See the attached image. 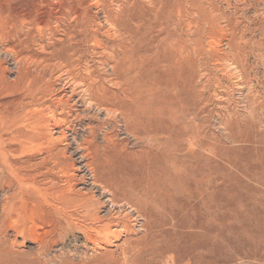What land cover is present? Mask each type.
<instances>
[{
    "label": "rangeland",
    "instance_id": "374dc122",
    "mask_svg": "<svg viewBox=\"0 0 264 264\" xmlns=\"http://www.w3.org/2000/svg\"><path fill=\"white\" fill-rule=\"evenodd\" d=\"M101 52L153 144L60 70ZM0 264H264V0H0Z\"/></svg>",
    "mask_w": 264,
    "mask_h": 264
},
{
    "label": "bare ground",
    "instance_id": "6f19581e",
    "mask_svg": "<svg viewBox=\"0 0 264 264\" xmlns=\"http://www.w3.org/2000/svg\"><path fill=\"white\" fill-rule=\"evenodd\" d=\"M76 6V5H74ZM71 10L69 11V13L66 15V18H72L73 16H79L81 14V12L75 8L72 7L70 8ZM82 9V8H81ZM85 9V8H84ZM86 11H84L85 13ZM80 18V17H79ZM86 18V17H85ZM89 18V16H88ZM107 22V21H106ZM118 23V21H116ZM116 24V23H115ZM73 27V26H72ZM82 27V26H81ZM75 28V27H74ZM93 28V27H91ZM96 28V27H95ZM85 29V27H84ZM86 30V29H85ZM108 30V29H107ZM113 30V29H112ZM118 30V29H117ZM116 31V30H115ZM113 31V32H115ZM122 31V30H121ZM87 32V30H86ZM89 32V31H88ZM74 33V32H73ZM80 33V32H78ZM116 33V32H115ZM99 34V33H98ZM109 34V33H108ZM111 34V33H110ZM118 34V33H116ZM115 34V35H116ZM121 34V33H120ZM124 35V34H123ZM73 36V35H71ZM120 36V35H119ZM68 37V36H67ZM86 37V36H85ZM83 37V39L85 38ZM124 37V36H122ZM73 38V37H72ZM75 38V37H74ZM81 38V37H80ZM110 38V37H109ZM119 38V37H117ZM98 39V38H97ZM115 41L114 38H111ZM87 40V39H86ZM162 39H160L161 41ZM164 40V39H163ZM72 41V40H71ZM85 41V39H84ZM91 41V40H89ZM93 42V41H92ZM80 43V42H79ZM119 43V42H118ZM165 43V42H164ZM87 44V43H86ZM85 45V44H84ZM88 45V44H87ZM108 45H111L108 44ZM151 45V44H150ZM160 45V44H159ZM156 46V45H155ZM110 47V46H109ZM146 47V46H145ZM95 48V47H94ZM98 48V47H97ZM103 48V47H102ZM148 48V47H147ZM75 49V48H74ZM143 49V48H142ZM98 50V49H97ZM104 50V49H103ZM96 51V49H95ZM102 51V50H100ZM80 52V50H79ZM109 52V51H108ZM107 52V53H108ZM116 52V51H115ZM120 52V51H119ZM60 53V52H59ZM98 53V52H96ZM111 54V52H110ZM109 54V55H110ZM119 54V53H118ZM117 54V55H118ZM58 55V54H57ZM70 55V54H69ZM80 55V54H79ZM85 55V54H84ZM109 55H104L102 52L99 54L98 56V62H103L107 67V71L108 73H110L109 77L107 78H98L95 74V71L89 66V61H78V59H73V61H63V60H59L61 65H60V70L65 73L64 75L68 76L66 78H68L70 80V82L73 85V88H78L80 89L81 92V98L84 102H87L86 104L90 103L96 106H101L103 107L107 112V114L110 116V118L112 117L114 120H118L119 117H121L122 122L124 120V123L126 124V127L128 130H130L133 134V136L139 140V141H144V142H150L153 144L155 142L156 137L154 136L153 133H151V129L150 126H148L147 121L145 119V115H146V109L148 106L152 105V97L150 95V87L148 84H145L143 87V90L140 91L138 90L137 86L136 88L134 86H131L128 88L129 86V79L130 76H126L124 73L120 74L117 73V69L116 66L118 65V63L121 61V57H114L112 55H110L111 57H106ZM116 55V56H117ZM83 56V55H82ZM119 56V55H118ZM62 56H60L61 58ZM76 57V56H75ZM78 57V56H77ZM76 57V58H77ZM59 58V56H58ZM63 58V57H62ZM67 58V57H66ZM65 58V59H66ZM85 59V58H84ZM143 59V58H142ZM70 60V59H69ZM81 60V59H80ZM128 61V60H127ZM140 62V61H139ZM127 63V62H126ZM143 64V63H142ZM138 65V64H137ZM136 67V66H135ZM118 68V67H117ZM138 68V67H137ZM132 70V69H131ZM130 70V71H131ZM134 70V69H133ZM134 72V71H133ZM136 72V70H135ZM128 73V72H127ZM107 74V73H106ZM134 74V73H133ZM122 75V76H121ZM127 77V78H126ZM109 78V79H108ZM140 78V77H139ZM138 79V78H137ZM69 82V81H68ZM144 82V80H143ZM134 83V82H133ZM107 84H110V86L114 89V90H110L107 88ZM36 86V85H35ZM34 86V87H35ZM38 87H35V94L33 95H29L32 102L34 103H38L40 102V98L38 97L36 91H38ZM30 90V89H29ZM33 91V90H32ZM31 94V93H30ZM78 97V96H77ZM80 98V97H79ZM80 100V101H82ZM126 100L129 101V103L126 102ZM61 101V105H57L56 108L58 109V115H60L63 121H69L68 119L70 118L71 112H67L64 108V100H60ZM59 101V102H60ZM22 102V101H21ZM66 103V102H65ZM39 104V103H38ZM52 106V105H51ZM51 109V108H50ZM54 110V109H53ZM51 110V111H53ZM56 110V109H55ZM56 111V112H57ZM54 112V111H53ZM55 113V112H54ZM34 114V113H33ZM106 114V115H107ZM54 116H57L56 114H54ZM109 118V117H107ZM22 121V120H21ZM39 122V121H38ZM111 122V121H109ZM107 123V121H106ZM110 124V123H109ZM118 124V123H117ZM120 124V123H119ZM21 125V124H20ZM35 125V124H32ZM38 125V123H37ZM114 125V124H112ZM124 125V124H123ZM8 127V126H7ZM22 128H26V127H22ZM62 127L59 128V130ZM64 128V127H63ZM121 128V127H120ZM6 129V128H5ZM24 129H19L17 131L18 136L20 137V147L18 149L21 150H27L29 148V143L34 144L35 142H37L39 140V136L37 135V133H35V136H31V132L29 133L27 130ZM35 129H37L35 127ZM91 129V127H90ZM65 131V130H64ZM93 132V131H92ZM91 133V132H90ZM107 133V132H106ZM14 134V133H13ZM94 135V134H93ZM11 137L13 135H10ZM132 136V135H131ZM14 137V136H13ZM16 137V136H15ZM93 137V136H92ZM110 138V136H109ZM2 139V138H1ZM110 140V139H109ZM69 141V140H68ZM113 142V141H112ZM192 142V140H191ZM159 143V142H158ZM155 145V144H154ZM193 147H196V144L192 145ZM9 152V151H8ZM26 160V159H25ZM23 161V160H22ZM25 162V161H24ZM23 162V163H24ZM33 162V160H32ZM36 163L38 164L39 162L36 161ZM26 167H31L30 162L26 161L25 162ZM23 165V164H22ZM40 165V164H39ZM37 166V165H36ZM41 166V165H40ZM47 166V165H46ZM25 167V168H26ZM27 169V168H26ZM38 169V168H37ZM33 170V168H32ZM17 171V170H16ZM26 171H29V169H27ZM41 172V169H40ZM20 173V172H19ZM22 174V173H21ZM26 176H29L28 173L24 174L22 176V180L26 181ZM30 178V177H27ZM39 181V180H38ZM61 194V193H60ZM58 196V195H57ZM56 198V197H55ZM61 198V197H60ZM57 200V199H56ZM55 201V200H54ZM53 201V202H54ZM60 201V200H59ZM56 203V202H54ZM57 204V203H56ZM60 204V203H59ZM61 205V204H60ZM66 205V204H64ZM67 206V205H66ZM64 208V207H63ZM68 209V208H65ZM56 213V212H54ZM57 214V213H56ZM65 217V215H64ZM67 218V216H66ZM58 219V218H57ZM60 219V218H59ZM58 219V220H59ZM70 220V219H69ZM58 224V223H57ZM56 224V225H57ZM61 224V223H60ZM57 227V226H56ZM58 229V227H57ZM66 229L63 227L62 231H65ZM86 232V231H85ZM77 234V233H75ZM78 236V235H77Z\"/></svg>",
    "mask_w": 264,
    "mask_h": 264
}]
</instances>
